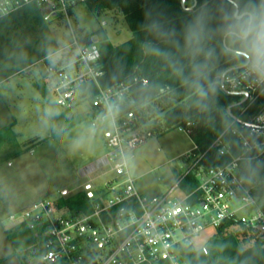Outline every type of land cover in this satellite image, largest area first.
<instances>
[{
    "label": "built area",
    "instance_id": "2783aa9c",
    "mask_svg": "<svg viewBox=\"0 0 264 264\" xmlns=\"http://www.w3.org/2000/svg\"><path fill=\"white\" fill-rule=\"evenodd\" d=\"M85 0H0V19L31 4L44 11L45 21L65 19L73 35V42L39 61L52 81L56 104L73 110L88 103L102 122H106L109 147L99 166H109L113 174L105 181L106 190L92 199V210L72 211L57 200L42 197L25 209L12 214L14 223L37 227L36 235L43 239L42 260L47 263L64 261L68 264H159L168 261L180 264L182 248L206 229H217L229 220L250 226H264V177L248 176L244 170L249 162H264V104L247 119L240 115L213 142L221 156L230 157L225 164L207 167L203 154L193 150L186 154L187 164L179 179L166 192L147 194L137 188V179L130 170L133 151L145 143L153 132L141 122L135 110L122 111L132 89L145 78L134 76L129 81L103 87L98 42L81 44L71 9ZM62 52H76L74 60L61 58ZM56 60V61H54ZM224 91L239 96L236 105L246 113L261 98L264 83L250 77L243 65L228 68ZM223 74V73H222ZM93 80L98 92L90 102H81L79 86L83 80ZM221 83V79H220ZM1 84V81H0ZM222 87V86H221ZM109 104L119 107L114 120L101 119ZM179 130H189L179 126ZM230 132L236 139H225ZM237 142V144H236ZM238 149V151H236ZM192 172L197 184L190 191L182 187L185 176Z\"/></svg>",
    "mask_w": 264,
    "mask_h": 264
},
{
    "label": "rangeland",
    "instance_id": "374dc122",
    "mask_svg": "<svg viewBox=\"0 0 264 264\" xmlns=\"http://www.w3.org/2000/svg\"><path fill=\"white\" fill-rule=\"evenodd\" d=\"M191 2L187 0L189 6ZM74 18L79 30L86 34L103 30L114 45L132 36L118 13H94L81 3ZM42 22L7 18L0 24V75L4 77L0 78V117L4 120L0 123V264H45L43 243L39 237L34 241L37 227L12 222V214L42 197L57 200L90 189L98 196L113 174L109 166L92 170L109 150L104 134L108 124L93 114L88 103L71 111L60 108L48 78L35 64L52 41L60 53L74 40L65 19ZM146 128L153 133L133 151L130 170L141 192L159 194L179 179L186 154L195 143L185 131L166 129L160 117L146 123ZM77 140L81 147H75ZM214 232L206 229L193 240L194 247H204Z\"/></svg>",
    "mask_w": 264,
    "mask_h": 264
},
{
    "label": "trees",
    "instance_id": "16d2710c",
    "mask_svg": "<svg viewBox=\"0 0 264 264\" xmlns=\"http://www.w3.org/2000/svg\"><path fill=\"white\" fill-rule=\"evenodd\" d=\"M196 2L195 7L189 10L183 7L182 0H85L83 3L94 13L114 12L123 15L131 28L132 36L127 41L114 45L103 30L89 34L79 29L77 31L81 44L92 43L94 34L100 38L98 42L101 51L99 65L103 75L99 81L103 87L129 81L134 76L147 80V84L140 83L132 89L122 111L135 110L141 122L160 117L166 129L181 126L189 130L188 134L197 146L194 153L203 154L202 164L211 167L225 164L230 160V157L221 156L217 149L212 147L216 138L233 121L229 108L231 107L233 115H240L241 118L247 119L250 114L260 111L264 100L261 98L246 113L241 114L239 106L236 105L239 96L222 89L220 83L222 73L228 68L242 64L239 62L240 54H229L227 48H222L218 37L212 41L216 56L212 61L210 75L214 83L212 102L207 108H202L197 104V97L193 95L190 87L174 73L173 61L176 60L184 66V76H188L191 71L189 59L184 55L186 24L197 13H202L209 18L210 27L218 26L220 17L226 10H236L242 7L247 0H196ZM253 2H258V0H253ZM194 3L195 0H192L191 6ZM186 6L189 7L187 0ZM71 12L75 17V11L71 9ZM43 13V9L38 5H27L0 19V24L7 18L14 22L38 20L46 23ZM157 25L162 26L169 33L167 38L157 37L154 31ZM176 41L179 42V47ZM150 46L171 53V57L152 53ZM57 50L58 47L52 41L38 55L44 58ZM76 56V52H62L60 57L65 60H74ZM37 66L47 77L48 73L43 63H38ZM0 78L4 77L0 75ZM97 92V85L91 79L83 80L79 86L81 102H90ZM224 136L225 139L233 140L235 143L236 139L230 132H226ZM251 164L256 165L257 163L251 162ZM248 165L244 167L248 176L264 177V167H257L256 171L252 172ZM196 184L197 179L192 172H189L182 181V187L186 191H190ZM259 194L264 196V187L261 188ZM57 202L60 206L72 211L90 212L92 210V199L88 191H79L68 196L62 195ZM33 236L34 241H37L38 236ZM38 239L39 243L43 242L42 238ZM37 242L36 247L39 246ZM36 255L41 256L39 248ZM181 261L186 264H264V229L237 220H229L215 230L204 247L196 248L194 245L183 247ZM50 264L68 263L59 261ZM159 264L171 263L162 261Z\"/></svg>",
    "mask_w": 264,
    "mask_h": 264
},
{
    "label": "clouds",
    "instance_id": "9594fccd",
    "mask_svg": "<svg viewBox=\"0 0 264 264\" xmlns=\"http://www.w3.org/2000/svg\"><path fill=\"white\" fill-rule=\"evenodd\" d=\"M154 31L157 37L169 36L160 25ZM217 37L222 48H227L229 54H240L239 62L250 77L257 83H264V0L255 3L247 0L236 10H226L220 17L219 25L215 27L209 26V18L202 13H197L186 24L184 55L189 59L191 71L188 76H184V66L176 60L173 61L174 73L190 87L193 95L197 97V104L202 108H207L212 102L214 81L210 69L216 56L212 41ZM175 43L179 47V42ZM150 51L158 56L171 57V53L155 46H150ZM200 57L203 59H199ZM118 111L117 105L109 104L101 119L114 120ZM81 146L82 142L77 140L75 147ZM257 167H264V163L257 162L252 165L249 162L250 171L255 172Z\"/></svg>",
    "mask_w": 264,
    "mask_h": 264
},
{
    "label": "water",
    "instance_id": "95a60500",
    "mask_svg": "<svg viewBox=\"0 0 264 264\" xmlns=\"http://www.w3.org/2000/svg\"><path fill=\"white\" fill-rule=\"evenodd\" d=\"M196 4H197V2H196V0H195L194 5L187 7V6H186V0H182V5H183V7L187 8V9H189V10H192V9L195 7ZM99 40H100V38H99V36H98L97 34H94V35L92 36V41H93V42H99ZM225 74H226V72H223V74L221 75V86H222V88H224V86H223V80H224V76H225ZM229 113L232 115V117H235V115L232 114L231 107L229 108ZM235 118H236V117H235ZM262 228L264 229V226H263Z\"/></svg>",
    "mask_w": 264,
    "mask_h": 264
},
{
    "label": "crops",
    "instance_id": "0c3cea01",
    "mask_svg": "<svg viewBox=\"0 0 264 264\" xmlns=\"http://www.w3.org/2000/svg\"><path fill=\"white\" fill-rule=\"evenodd\" d=\"M47 78H48V81H49V83H50V85H49V86H50V89H52V82H51V79H50L48 76H47ZM0 81L2 82L3 80H0ZM0 97H3V95L1 94ZM2 121H4V120L0 117V123H2ZM106 131H107V129H106ZM106 131H104L105 137H106V133H107ZM90 190H91V189H90ZM90 190H89V191H90Z\"/></svg>",
    "mask_w": 264,
    "mask_h": 264
}]
</instances>
